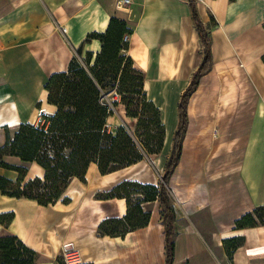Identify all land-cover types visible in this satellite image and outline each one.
<instances>
[{
  "label": "crops",
  "instance_id": "crops-1",
  "mask_svg": "<svg viewBox=\"0 0 264 264\" xmlns=\"http://www.w3.org/2000/svg\"><path fill=\"white\" fill-rule=\"evenodd\" d=\"M190 1L209 39L211 63L187 99L181 150L166 183L175 211L171 264H224L225 258L264 264V226L235 227L238 217L264 205V0H0V145L6 131L12 136L20 122L54 109L45 81L66 70L86 35L105 30L112 16L132 27L127 53L144 73V90L165 127L159 153L107 174L90 164L85 181L73 178L66 188L67 203L43 206L0 192V213H13L0 235H16L32 247L36 264H60L62 255L67 264H164L159 202L141 204L150 212L145 226L102 235L99 222L122 216L126 201L97 194L122 180L161 181L180 96L203 59ZM99 46L93 39L84 49ZM27 167L25 179L42 176L36 163ZM0 174L17 177L3 167ZM231 237L238 245L229 258L222 239Z\"/></svg>",
  "mask_w": 264,
  "mask_h": 264
},
{
  "label": "trees",
  "instance_id": "trees-1",
  "mask_svg": "<svg viewBox=\"0 0 264 264\" xmlns=\"http://www.w3.org/2000/svg\"><path fill=\"white\" fill-rule=\"evenodd\" d=\"M189 5L203 43V59L180 96L178 124L161 181L151 184L122 180L110 190L97 194L98 198L117 197L126 201L122 216L107 217L99 222L97 232L102 235L124 236L128 231L145 226L150 212L141 204L159 202L165 236L164 264L172 263L175 245V211L166 183L179 158L187 122V99L211 63L209 39L194 3L190 1ZM131 33L132 27L124 19L110 17L105 30L88 33L75 48L66 70L54 72L47 78L43 85L46 102L54 109L40 113L35 122H20L12 136L6 131V140L0 145V167L17 172L14 180L0 174L1 194L24 197L43 206L59 200L67 203L66 188L73 178L85 181L90 164L95 163L100 174H107L162 150L165 127L160 109L147 97L144 73L134 67L127 53ZM93 39L100 43L98 51L85 50L84 44ZM111 93L116 98L110 103L106 97ZM118 104L123 105L126 117L136 119L133 132L124 124L115 125L113 129L109 126L108 118ZM145 111L151 112L152 118L143 126ZM150 124L158 127V131ZM140 127L145 131L139 132ZM143 135L145 138L141 137ZM4 156L16 157L21 163L8 162ZM27 163L40 166L42 176L25 179ZM12 218V212L0 213V224H9ZM256 225L264 226V205L235 220L236 228ZM222 243L230 258L237 248V238H224ZM37 256V252L18 236L0 235V264H36ZM59 263L67 264L62 258Z\"/></svg>",
  "mask_w": 264,
  "mask_h": 264
},
{
  "label": "rangeland",
  "instance_id": "rangeland-1",
  "mask_svg": "<svg viewBox=\"0 0 264 264\" xmlns=\"http://www.w3.org/2000/svg\"><path fill=\"white\" fill-rule=\"evenodd\" d=\"M116 97L114 96V94L113 93H111V94H109L107 97H106V99H107V101L108 102H110L111 103V101L113 100V99H115ZM113 114H112V116H110L109 118H108V123H109V126L113 129L114 127H115V125H118V124H124L127 128H129L130 130H131V132H133L134 131V129H135V123H136V119L135 120H133V119H130V118H124L123 117V115H122V108L120 107V105H117L116 107H114V109H113ZM124 113V112H123ZM152 117H151V112H149V111H145L144 112V114H143V119H144V124H143V126L144 125H147V121L149 120V119H151ZM147 120V121H146ZM171 126H172V124L170 123V121L168 122L167 121V123H166V128H171ZM150 127H152L153 129H154V131H158V127H156V126H154L153 124H150ZM145 131V128L144 127H140L139 128V132H144ZM141 137H143V138H145L144 137V135L143 136H141ZM140 137V138H141ZM143 138H141V140L143 139ZM173 144V143H172ZM172 149V148H171ZM169 157V156H168ZM133 197H135V195L133 196ZM61 258L62 259H64L65 260V258H64V256L62 255L61 256ZM224 264H229V261L225 258V261H224Z\"/></svg>",
  "mask_w": 264,
  "mask_h": 264
},
{
  "label": "built area",
  "instance_id": "built-area-1",
  "mask_svg": "<svg viewBox=\"0 0 264 264\" xmlns=\"http://www.w3.org/2000/svg\"><path fill=\"white\" fill-rule=\"evenodd\" d=\"M122 1V3H125V2H127L128 0H121ZM62 30H64V28L62 29ZM65 256V255H64ZM65 261L67 262V260L65 259Z\"/></svg>",
  "mask_w": 264,
  "mask_h": 264
},
{
  "label": "water",
  "instance_id": "water-1",
  "mask_svg": "<svg viewBox=\"0 0 264 264\" xmlns=\"http://www.w3.org/2000/svg\"><path fill=\"white\" fill-rule=\"evenodd\" d=\"M43 112H44L43 109H41V110H40V113H43Z\"/></svg>",
  "mask_w": 264,
  "mask_h": 264
}]
</instances>
